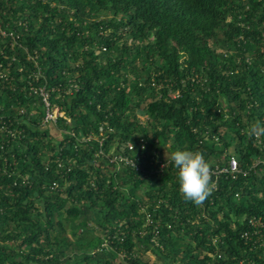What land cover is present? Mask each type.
Masks as SVG:
<instances>
[{
	"label": "trees",
	"instance_id": "obj_1",
	"mask_svg": "<svg viewBox=\"0 0 264 264\" xmlns=\"http://www.w3.org/2000/svg\"><path fill=\"white\" fill-rule=\"evenodd\" d=\"M256 121L264 0H0V264H264ZM175 150L239 171L195 206Z\"/></svg>",
	"mask_w": 264,
	"mask_h": 264
},
{
	"label": "clouds",
	"instance_id": "obj_2",
	"mask_svg": "<svg viewBox=\"0 0 264 264\" xmlns=\"http://www.w3.org/2000/svg\"><path fill=\"white\" fill-rule=\"evenodd\" d=\"M246 135L258 140L264 137V124L259 121L254 122L246 130ZM166 158L178 169L179 192L182 198L195 206H202L216 187L211 165L203 153L175 150L170 155H166Z\"/></svg>",
	"mask_w": 264,
	"mask_h": 264
},
{
	"label": "built area",
	"instance_id": "obj_3",
	"mask_svg": "<svg viewBox=\"0 0 264 264\" xmlns=\"http://www.w3.org/2000/svg\"><path fill=\"white\" fill-rule=\"evenodd\" d=\"M35 91L36 92L40 91V94L43 96V100L47 108L46 116L44 118L45 123L48 121H52L54 123L56 122L58 117L64 116V112L60 110L58 106H52L51 101H50V92L48 89H46L45 86L40 87V89H35ZM131 147L133 146L131 145ZM120 159L127 163L135 164L134 160L127 155L125 156L121 155ZM162 166H164V163L162 164ZM238 171H239L238 161L234 156L230 158L229 164L227 166L217 167L215 170H213V172L216 174L226 172V173L232 174L233 176H235L236 172Z\"/></svg>",
	"mask_w": 264,
	"mask_h": 264
},
{
	"label": "rangeland",
	"instance_id": "obj_4",
	"mask_svg": "<svg viewBox=\"0 0 264 264\" xmlns=\"http://www.w3.org/2000/svg\"><path fill=\"white\" fill-rule=\"evenodd\" d=\"M62 114H63V113H62ZM52 129H53V133H54V135H56V136H60V131H59L56 127H53Z\"/></svg>",
	"mask_w": 264,
	"mask_h": 264
}]
</instances>
